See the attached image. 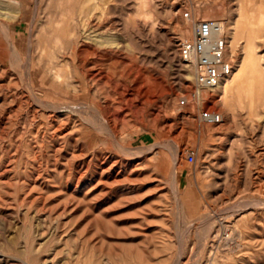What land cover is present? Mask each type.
<instances>
[{
	"label": "rangeland",
	"instance_id": "374dc122",
	"mask_svg": "<svg viewBox=\"0 0 264 264\" xmlns=\"http://www.w3.org/2000/svg\"><path fill=\"white\" fill-rule=\"evenodd\" d=\"M0 1L21 12L12 40L0 34V264H264L262 83L197 104L178 51L196 22L222 21L228 47L237 37L232 74L249 86L240 66L264 70V0H245L242 19L237 0ZM62 17L78 20L77 46L57 42L50 19ZM87 49L83 77L74 53Z\"/></svg>",
	"mask_w": 264,
	"mask_h": 264
},
{
	"label": "bare ground",
	"instance_id": "6f19581e",
	"mask_svg": "<svg viewBox=\"0 0 264 264\" xmlns=\"http://www.w3.org/2000/svg\"><path fill=\"white\" fill-rule=\"evenodd\" d=\"M237 1L239 3L238 14H239V17L242 19L243 3H244L245 0H237ZM224 2L227 5L230 4L229 0H226ZM91 3H92V1H91ZM12 4L15 7H19L21 5L17 1H12ZM257 8H259V6L256 7V9ZM93 14L94 13H92L90 11L84 12V18H85V20L86 21H90L92 19V17H93ZM260 14H261V12H260ZM20 17H21V12H20L19 9H13L11 7H5V8L3 7L2 8V4H0V34H4V35H6L8 38H10L12 40L10 23L17 22ZM189 20H190L189 23L190 22H193L194 23V20L192 21V18L189 19ZM50 21H51L50 22V25H52L53 27H54V25L56 26V30H55L56 40L61 45L62 48H64V46H65L66 43H71L74 46H77L78 45V41H79L81 35H80L79 23H78V20L77 19H71L70 20V23H69V26H66L67 25L66 22H65L66 19L64 17H62L60 19V21H58V23H56V21H54L53 19H50ZM259 21H260V19H259ZM237 26H238V24L236 23V30H237V33H238V29H237L238 27ZM241 27H243V26H241ZM187 29L189 30V32L192 31L191 30L192 28H190V26H187ZM250 30H253V29H250ZM223 33H224V38H225L226 43H227V50L228 51L230 50V52H229V54H230L229 55V58L230 59L229 58L228 59L231 60V59H233V57H235V54L237 53V45H236V39H237V37L235 36L236 34H234V37H233V40H232L233 42H230V45L228 47V39L226 38V26H225V23H223ZM257 34L258 33L255 32V31H249L248 37H247L248 38V42H250L251 44H254V41H255V38L257 37ZM185 39H189V38H185ZM94 41H98L99 44L102 45V46L107 45V46H110V47L115 48V49H119L120 48L119 47L120 44L118 43L117 38L114 37V36L96 35V36H94ZM41 44L46 47L47 46L46 40L43 41ZM12 50H14V53H16V54L19 53L17 51L18 48L14 44L12 45ZM44 50H46V49L42 48L41 57H40V61L41 62L44 60V57L46 55V52ZM252 51H254V50H252ZM94 53L97 54L96 52L90 53V50L89 49L82 50L79 53L78 52H75L74 53V60H77V61L80 62L78 64V68L81 71V75L83 77H86L91 72V70H88L87 69V66H88V59L87 58H88L89 55L94 54ZM244 53H246V52H244ZM250 55H252V54H250ZM19 56H21V55L18 54V57ZM107 56H108V54H104L103 56H100V58L101 59H105V58H107ZM254 59L255 58H253V62H254ZM182 62L184 63V61H182ZM258 64L259 63H257V65ZM24 66L26 68L25 76H26L27 80L28 81H32V71H31V69H32L31 68L32 67V61H31V57H30L29 61L26 62V65H24ZM186 66H187V68H189L191 70V67L189 65H186ZM64 68H66V67H64ZM64 68L62 66L56 65L54 62H48L46 64V69L50 72V74L55 78V80L57 82H59L60 84L66 85V86H70L71 85V82L75 79L76 75L73 73V71H72L71 68L70 69H67L66 68L65 70H64ZM259 69L260 68H258V66H255V67L252 68V70H250V66H249L248 61L244 60V62H242L241 66H240V73L242 75L248 74V76H249V82H248L249 83V86L247 85V83H245V81L242 80V78L240 76L237 77L238 74H234V76L232 74L230 76V77L233 76L232 79L229 77L227 80H225L223 83H221L216 88L209 89V90L205 91L201 95L200 99H198L196 101L197 104L202 103V101H203V95L206 92L214 91V90H216L218 88H221L223 90V95L225 97H227V99L229 97H231V95H232L233 92H236L238 94V96H241V97H242V95H241L242 92H244L248 96L251 95V94H253V91L254 90H251V86H253L254 84H258V87H259V85L262 83V85L260 86L259 90H261V89L264 90V85H263V83H264V70L263 71H260ZM93 78H97V76H94ZM31 87H32V85H31ZM259 90H258V92H259ZM240 101H241V98H240ZM220 122H221V120L219 121V123Z\"/></svg>",
	"mask_w": 264,
	"mask_h": 264
},
{
	"label": "built area",
	"instance_id": "2783aa9c",
	"mask_svg": "<svg viewBox=\"0 0 264 264\" xmlns=\"http://www.w3.org/2000/svg\"><path fill=\"white\" fill-rule=\"evenodd\" d=\"M190 18V14H186ZM180 58L189 65L194 73L195 91L193 99H200L201 95L216 88L233 73V66L226 58L227 43L223 33V23L219 20H201L196 22L192 37L180 40L178 43ZM187 100L181 105L186 106ZM201 118L206 123H219L220 115L203 112ZM187 163L193 165L196 161L194 154H187Z\"/></svg>",
	"mask_w": 264,
	"mask_h": 264
}]
</instances>
